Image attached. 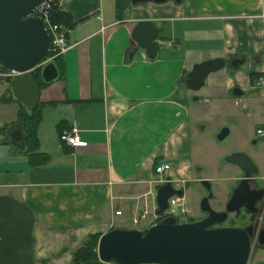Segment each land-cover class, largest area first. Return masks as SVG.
<instances>
[{"label":"crops","instance_id":"0c3cea01","mask_svg":"<svg viewBox=\"0 0 264 264\" xmlns=\"http://www.w3.org/2000/svg\"><path fill=\"white\" fill-rule=\"evenodd\" d=\"M117 1L68 0L61 8L71 17V47L62 55V77L42 86L39 97V151L48 160L30 166L15 149L16 162L0 172V264H71L87 235L134 228L132 218L156 209V163L169 164L165 174L176 185L210 180L224 202L239 169L218 163L228 154L220 144L210 173L196 156L194 149L204 148L194 137L201 134L197 103L242 104L256 128L264 127V0L129 2L125 8ZM141 19L161 29L153 58L131 38ZM217 57L224 66L209 73L200 89H189L186 74L193 64ZM235 57L244 58L237 68L230 65ZM251 71L261 85L251 83ZM235 86L243 93L234 95ZM0 103V141L20 147L15 133L21 127L12 124L20 107ZM6 109L13 112L8 121ZM249 123L241 135L257 138L249 153L264 186V138L256 128L247 131ZM73 124L84 145L60 141L61 129ZM196 219L197 210L186 221ZM249 261L264 264V245L252 248Z\"/></svg>","mask_w":264,"mask_h":264},{"label":"water","instance_id":"95a60500","mask_svg":"<svg viewBox=\"0 0 264 264\" xmlns=\"http://www.w3.org/2000/svg\"><path fill=\"white\" fill-rule=\"evenodd\" d=\"M46 0H0V63L7 69L17 72L5 79V90L0 102H15L23 113L31 117L39 104L40 86L36 76L49 84L59 78V70L52 59H47L51 39L40 17L30 15ZM168 0H129L130 4L145 2L163 3ZM181 3L183 0H171ZM160 28L150 19L136 21L131 31L135 44L145 50L148 57L156 55L154 39ZM134 51L130 52L132 56ZM244 58L235 57L230 65L237 68ZM225 64L222 58L206 59L193 64L187 72L186 86L196 91L200 89L207 75L217 71ZM234 95L243 92L239 87L232 89ZM197 100L198 96H193ZM15 138H22L21 130H16ZM229 133L223 127L217 134V140H223ZM224 161L239 169L238 182L231 190L225 209L213 210L208 199L213 196L211 182L199 179V183L208 191L200 200L199 207L206 213L195 221H178L173 215H166L144 229L111 228L99 236L95 252L97 258L81 264H248L252 243L257 237L264 245V220H255L256 203L264 196V187H251L256 180L258 167L246 152L232 151L224 156ZM183 189L177 188L170 177L156 189L155 212L162 214L167 199L173 194L183 195ZM243 207L250 214L246 226L218 225L223 223L230 212Z\"/></svg>","mask_w":264,"mask_h":264},{"label":"rangeland","instance_id":"374dc122","mask_svg":"<svg viewBox=\"0 0 264 264\" xmlns=\"http://www.w3.org/2000/svg\"><path fill=\"white\" fill-rule=\"evenodd\" d=\"M0 69H2L1 64H0ZM0 79H1L0 91H2V94H5V93H7L5 90V79H6V77H0ZM196 95L197 94H194V96H196ZM0 97H1V93H0ZM2 105L11 107V106H16V103L10 102V103H3ZM196 108L200 112V115H202L201 120H199L201 122L199 124L195 123V125L197 124V129L199 131L201 130V134L198 136V138L196 135L194 137H196V139H197V141H199V143L200 142L203 143L204 148L203 149H200V148L196 149L195 148L194 151H195L196 156H198V158L200 159L201 163L205 164L206 169L208 168L207 173H210L209 171H211V168L209 167L211 165L210 164V161H211L210 158L214 157V151L216 150L215 147L217 146L216 144H220V148L224 149V151H226V153L236 151V150L231 151L232 147H239L241 149V151L246 152L249 156H251L249 152H252V150L257 149L256 146H254L253 144H250L248 139L244 138L243 135H241L242 132L245 131L243 128L245 121H251V123H249L248 129H247V131H249L250 133H254L255 128H256V122H254L253 115H250V116L245 115L246 114V111H245L246 108L243 107L242 104L234 105L231 103H227L226 105H222L220 107L214 108L213 106L204 105L203 103L199 102V103H197ZM12 115H13L12 110L6 109L5 118L7 121L10 119V117ZM223 127H227L229 129V134L223 140H217L216 134ZM258 127H262V126H258ZM214 131H217V132H214ZM213 136H214L215 140L213 139ZM194 137H192L193 143L195 142ZM211 144H213L214 147L211 146ZM17 147L18 146H16L14 148L13 145H11L9 143H2V141H0V170H1L0 172L1 173L4 172V170L7 167L11 168L14 165V162H16L15 160H13V158H14L13 150L16 149V150L21 151L23 149L22 143H21L20 147H18V148ZM237 150H239V149H237ZM9 151L11 153H9ZM223 158H224V156H223ZM218 163H220V165L222 166V164L225 163L224 159H220L218 161ZM198 167H200V165H198ZM2 169H4V170H2ZM232 173H236L235 176L238 179L239 171L238 172L237 171L232 172ZM161 183H163V182H161ZM161 183H159V184H161ZM225 184H227V183H225ZM204 192H206V189L199 182H193V183L189 184V186L184 190V195H183V197H185L184 203H185L186 207L189 210H191L188 213L189 215L192 214L193 216H195L196 210H197V201L199 199V196L201 194H203ZM151 217H152V215L150 214L148 216V219H150ZM177 218L179 221H186L188 219V215H186V214L180 215ZM194 218H196V217H194ZM145 224H146L145 220L140 221V223L138 225L132 224V222H131V226L134 228H138V229L141 227H144ZM224 224L225 225H230V224L240 225V222L237 220L231 221L230 217H229V219H227L224 222ZM146 227H148V226H146ZM254 248H256V247H254ZM249 263H250V261H249Z\"/></svg>","mask_w":264,"mask_h":264},{"label":"built area","instance_id":"2783aa9c","mask_svg":"<svg viewBox=\"0 0 264 264\" xmlns=\"http://www.w3.org/2000/svg\"><path fill=\"white\" fill-rule=\"evenodd\" d=\"M68 0H46L44 1L34 12H32L30 15L35 17H40L45 28L47 29L51 44H50V50L48 53L47 59H53L55 56L63 55L70 47L71 45L67 41V36L70 32V28L62 23L53 22L51 19L52 10L54 7H57L59 10L63 8L65 2ZM171 42H169L170 44ZM17 72L12 69H7L2 67L0 69V77H13L16 75ZM262 84V78L256 79V85ZM256 134L258 136H264V128L258 127L256 129ZM59 139L61 142H64L72 147L84 145L85 141L81 139V137L78 134V128L75 124L70 126L69 128H63L61 129L59 133ZM169 168V164L167 162H161L156 163L154 166V173L155 177H157L155 180H157L159 183L163 182L166 179V170ZM189 209L186 207L184 203V197L182 195L173 194L167 199V206L163 210V213L161 216L166 215H173L176 218L180 215H188ZM116 214H120V210L115 211ZM152 217L151 220L146 221L148 217V212L144 210L139 216H136L132 218L131 222L132 224L138 225L140 221L145 220L146 224L145 226H149L150 224L154 223L158 218L159 214H157L155 211L151 213ZM178 220V218H177ZM179 221V220H178ZM142 228V227H141ZM140 264H147V263H140ZM155 264V263H151Z\"/></svg>","mask_w":264,"mask_h":264},{"label":"trees","instance_id":"16d2710c","mask_svg":"<svg viewBox=\"0 0 264 264\" xmlns=\"http://www.w3.org/2000/svg\"><path fill=\"white\" fill-rule=\"evenodd\" d=\"M129 3V0H118L117 6L121 8H125ZM121 5V6H120ZM51 19L53 22L62 23L69 28H71L72 22L70 14L64 11L59 10L57 7H54L52 10ZM58 70H59V78L63 75V60L62 55L55 56L52 59ZM1 64V63H0ZM3 67V66H2ZM40 88L44 85L39 76H36ZM249 78L251 83H255V80L258 78L257 73L249 72ZM40 102L37 107L34 109L33 115L31 117L26 116L22 108H19L18 118L12 124H18L22 130V140L21 143L23 145V149L21 153L25 154L27 157V163L30 166H37L45 163L48 160V155L39 151V140L37 137V127L40 121ZM164 216H159L158 219ZM157 219V220H158ZM99 234H89L86 236L82 244L76 248L72 253L71 264H81L82 262L88 260H94L97 258V254L95 252V248L99 239Z\"/></svg>","mask_w":264,"mask_h":264},{"label":"flooded vegetation","instance_id":"af4514ba","mask_svg":"<svg viewBox=\"0 0 264 264\" xmlns=\"http://www.w3.org/2000/svg\"><path fill=\"white\" fill-rule=\"evenodd\" d=\"M262 128H264V127H262ZM256 129H257V128H256ZM257 136H258V135H257ZM258 137H259V138H264V136H261V137L258 136ZM249 143H250V144H253L254 146H256V144H257V138H254V137H253V138H250V139H249ZM223 159H224V158H223ZM237 182H238V180H237V178H236V184H237ZM172 183H173V185H174L175 187L183 189V192H184V190L189 186V182H183V183H181V184H179V185H176L173 181H172ZM236 184H235V185H236ZM250 186H251V187H255V186L260 187V186H262V185H255V184L252 182ZM262 187H264V186H262ZM211 190L213 191L212 187H211ZM230 193H231V192H230ZM207 194H208V191L206 190V192H204L203 194H201V195L199 196V199H198V201H197V214H198V219H201V218H203L204 216H206V213H205L204 211H201V209H200V207H199V203H200L201 198H202L203 196L207 195ZM229 196H230V195H229ZM228 198H229V197H228ZM228 198H227L224 202H221V201L217 200V198H216V196H215V193L213 192V196H212L211 198L208 199V201H209V205H210V207H211L213 210H216V211L224 210ZM256 207H257V212H256V215H255V220H256L257 223L260 224V222L264 220V196H263V198H262L261 201H259V202L256 203ZM189 211H190V210H189ZM229 217H230V220H231V221H235V220H237V221L240 222V225H233V224H230L229 226H246V225L249 224V222H250V221H249L250 214L246 213V212H245V209H244L243 207H241V208L239 209V211H237V212H230V213H228V217H227V219H229ZM198 219H196V220H198ZM227 219H226V220H227ZM226 220H225V221H226ZM225 221H224V222H225ZM224 222L221 223V224H218V225H225ZM251 243H252V248H253V247H259V246H262V245H260V244L258 243L257 237H253V238L251 239Z\"/></svg>","mask_w":264,"mask_h":264}]
</instances>
